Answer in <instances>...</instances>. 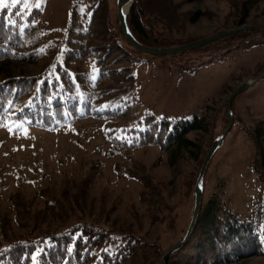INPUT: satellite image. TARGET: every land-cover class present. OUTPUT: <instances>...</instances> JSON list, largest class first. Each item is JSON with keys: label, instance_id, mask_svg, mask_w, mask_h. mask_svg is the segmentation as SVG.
Segmentation results:
<instances>
[{"label": "rangeland", "instance_id": "obj_1", "mask_svg": "<svg viewBox=\"0 0 264 264\" xmlns=\"http://www.w3.org/2000/svg\"><path fill=\"white\" fill-rule=\"evenodd\" d=\"M166 2L169 12L157 13L163 20L161 31L180 41L238 27L237 4L241 0ZM5 4L27 11L42 10L33 37L38 38L40 50L48 45L51 52L61 43L73 44L79 37L78 27L85 25L83 18L93 10L97 11L93 32L99 35L97 41L106 40L107 24L115 27L119 14L117 0H16L15 4L5 0ZM73 5L76 10L72 14ZM260 22H264V1L246 18V25ZM211 49L215 50L213 56L191 62L190 57H197L192 53L183 58L131 52L121 64L110 65L113 71L103 84L112 87L114 93H124L122 89L130 81L122 78L130 73L137 85L139 112L157 118L206 117L209 131L190 132L188 136L196 145L189 148L172 146L164 151L145 145L132 150L129 159L113 155L111 143L103 133L105 119L94 115L56 131L28 128L17 133L0 128V244L6 237L94 218L141 230L150 240L158 241L164 251L175 244L193 216L198 177L192 183L201 160L211 147V138L221 135L229 123L228 98L238 86L255 79L264 64V32H254L252 42L222 43ZM47 65L45 57L33 63H0V79L10 73H39ZM76 65L86 68L81 62ZM225 86L227 89L223 90ZM103 100L108 103L106 96ZM231 112L233 126L206 169L203 195L207 197L217 184L225 183L233 209L249 218L254 211L253 201L264 193V175L253 168L254 147L244 127L264 121V77L236 96ZM112 121L125 123L127 119L113 117ZM141 166L148 167L154 179L166 186L169 202L174 206L173 219L167 215L164 222H153L148 201L142 199L147 189L143 182L119 175L118 168L133 173ZM230 264H264V256Z\"/></svg>", "mask_w": 264, "mask_h": 264}, {"label": "trees", "instance_id": "obj_2", "mask_svg": "<svg viewBox=\"0 0 264 264\" xmlns=\"http://www.w3.org/2000/svg\"><path fill=\"white\" fill-rule=\"evenodd\" d=\"M263 1L241 0V4H237L238 26L246 24V18ZM144 2L134 0L127 15L130 31L138 41L150 47H169L194 40L180 41L161 31L163 20L157 13L169 12L166 0H155L153 4ZM75 10L73 5L72 14ZM96 12L93 10L83 18L85 25L78 27L79 37L73 44L61 43L51 52L48 45L40 50L38 38L33 37L42 16L40 8L30 11L17 5L0 8V63L48 59L47 67L39 73H10L0 79V128L17 133L28 128L56 131L94 115L105 119L103 133L111 143V153L126 159L130 158L132 150L145 145H155L164 151L172 146L196 145L188 134L198 130L208 132L210 122L206 117L157 118L148 112H139L136 110L137 85L130 73L122 78L130 81L122 89L124 93L118 90L114 93L112 87L103 85L113 71L110 65L121 64L131 52L142 51L125 38L119 14L115 27L107 24L106 40L97 41L99 35L93 32ZM256 31L264 32V28L238 32L192 51L161 56L185 58L192 53L197 57H190L191 62L213 56L215 50L211 48L218 44L252 42ZM80 62L86 65L85 69L76 65ZM124 69L129 70V67ZM263 73L264 64L255 76ZM105 96L107 104L103 100ZM113 117L127 121L113 122ZM244 130L254 147L253 168L264 175V121L255 126L246 125ZM219 136L211 138L210 146ZM205 156L192 184L197 180ZM118 172L120 176L143 182L147 189L142 199L148 201L153 222H164L167 215L171 216L174 206L169 202L167 188L154 179L148 167L141 166L133 173L118 168ZM224 185L221 182L207 197L203 195L192 232L184 244L166 258V264H230L255 255L264 256V193L253 201L254 211L245 218L233 209ZM168 250H162L158 241L150 240L141 230L117 227L99 218L79 219L38 233L4 238V243L0 244V264H161Z\"/></svg>", "mask_w": 264, "mask_h": 264}, {"label": "water", "instance_id": "obj_3", "mask_svg": "<svg viewBox=\"0 0 264 264\" xmlns=\"http://www.w3.org/2000/svg\"><path fill=\"white\" fill-rule=\"evenodd\" d=\"M134 3V0H130L129 1V7L128 10L124 13L123 8L126 4L125 0H117V6H118V13H119V21L121 23L122 26V30L123 33L125 35V38L127 39V41L136 49L142 51V52H146V53H150L153 55H173V54H180V53H184L186 51H192L196 48L205 46L209 43H212L214 41H217L223 37L238 33V32H242V31H246V30H259L264 28V22H260V23H254V24H245V25H240L238 27H235L233 29L230 30H226L223 31L221 33L218 34H214L211 35L209 37H205V38H201V39H196L193 41H189L186 43H182L180 45H176V46H169V47H150L147 46L143 43H141L140 41H138L134 35L132 34V32L130 31V28L128 26V22H127V15L130 12V9L132 7ZM264 77V73L261 74L260 76L256 77L255 79L251 80V81H247L243 84H241L240 86H238L234 91L231 92L229 98H228V103H227V109H228V113H229V123L227 125V128L225 129V131L213 142V144L211 145L209 151L207 152L205 159L202 163L199 175H198V180L196 183V187H195V206H194V211H193V216L189 225V228L187 230V233L185 234V236L180 239L178 242H176L163 256L162 260H161V264H166V258L168 256H170L172 253H174L175 251H177L183 244L184 242L187 240L188 236L190 235V233L192 232L200 209H201V203L203 200V186H202V182H203V178L206 172V169L211 161V159L213 158L214 154L216 153V151L218 150L219 146L221 145V143L224 141L226 135L228 134V132L230 131L231 127L233 126V117H232V105H233V101L236 98L237 95H239L240 93H242L244 90H246L248 87L254 85L256 82H258L260 79H262Z\"/></svg>", "mask_w": 264, "mask_h": 264}, {"label": "snow or ice", "instance_id": "obj_4", "mask_svg": "<svg viewBox=\"0 0 264 264\" xmlns=\"http://www.w3.org/2000/svg\"><path fill=\"white\" fill-rule=\"evenodd\" d=\"M13 4H15L16 0H11ZM6 7L5 0H0V8Z\"/></svg>", "mask_w": 264, "mask_h": 264}, {"label": "bare ground", "instance_id": "obj_5", "mask_svg": "<svg viewBox=\"0 0 264 264\" xmlns=\"http://www.w3.org/2000/svg\"><path fill=\"white\" fill-rule=\"evenodd\" d=\"M128 7H129V2L125 4L124 8H123V11L124 13L128 10Z\"/></svg>", "mask_w": 264, "mask_h": 264}]
</instances>
